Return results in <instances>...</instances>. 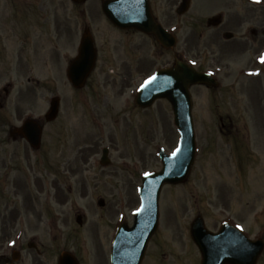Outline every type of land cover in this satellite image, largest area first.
Segmentation results:
<instances>
[{
    "label": "rangeland",
    "instance_id": "1",
    "mask_svg": "<svg viewBox=\"0 0 264 264\" xmlns=\"http://www.w3.org/2000/svg\"><path fill=\"white\" fill-rule=\"evenodd\" d=\"M100 1L0 0V264L9 263L14 250L19 251L15 264H31L34 251L26 244L33 236L44 244L47 264H56L63 249L80 264H109L118 223L130 220L139 207L141 176L161 167L159 147L167 153L176 147L169 104L159 100L144 110L132 103L142 80L170 63L171 51L151 36L117 30ZM179 1L151 0L158 20L177 35L174 50H181L193 28L224 29L238 39L248 34L254 51L264 49V0H192L180 16L175 13ZM219 13V28L193 27ZM85 26L95 39L97 61L78 90L69 85L66 69ZM262 64L259 59L257 65ZM262 90L212 91V98L226 102L222 113L233 120L224 116L219 123L206 113L207 90L193 89L195 161L184 183L165 185L159 195L160 224L144 264H199L189 234L197 215L209 230L229 222L247 237L264 240ZM53 96L60 98L59 114L46 123L42 117ZM27 117L44 124L37 151L10 136ZM104 146L107 166L98 163ZM99 197L103 207L96 204ZM54 210L64 218L60 232L35 226L39 216ZM78 211L85 215L81 228L74 221ZM257 264H264V251Z\"/></svg>",
    "mask_w": 264,
    "mask_h": 264
},
{
    "label": "water",
    "instance_id": "2",
    "mask_svg": "<svg viewBox=\"0 0 264 264\" xmlns=\"http://www.w3.org/2000/svg\"><path fill=\"white\" fill-rule=\"evenodd\" d=\"M83 1V0H75ZM187 0L179 6V14L187 8ZM102 10L109 20L121 28H136L146 33H153L163 46L171 47L175 39L160 28L150 15L147 0H106ZM215 22L218 20L215 19ZM88 31H84L76 58L69 63L68 78L76 87L82 86L95 61V45ZM187 65L177 62L172 69L158 71L155 79L145 84L137 96V103L145 107L155 98L165 97L172 105L174 122L181 133V142L173 155L162 156L161 172L143 179L140 188L141 208L134 214L131 228L121 225L115 235L111 261L112 264H137L142 259L147 241L157 225L158 195L163 183H175L184 180L194 158V136L191 122V104L188 87L196 82H203ZM59 100L53 98L45 115L46 120L56 117ZM14 133L19 134L34 148L40 145L41 127L36 121L27 119ZM101 203V202H100ZM191 226L194 242L201 251V264H255L262 248V241H249L241 233L223 227L217 234L207 232L200 217ZM15 258V257H14ZM68 253H63L57 264H77Z\"/></svg>",
    "mask_w": 264,
    "mask_h": 264
},
{
    "label": "flooded vegetation",
    "instance_id": "3",
    "mask_svg": "<svg viewBox=\"0 0 264 264\" xmlns=\"http://www.w3.org/2000/svg\"><path fill=\"white\" fill-rule=\"evenodd\" d=\"M174 0H168V2H173ZM169 21H171L172 17L169 14L168 16ZM167 21V20H166ZM225 33H191L189 35V39L184 43L186 48V56L190 58L192 62L197 63L194 68L201 72H208L211 71L214 73L215 78L221 79L220 81L223 83H227V88L235 89L238 93L242 94L244 89H256L257 83L254 80L256 77L254 73V59L255 54H257V50L254 51L248 45L249 38H245L246 42H244V38L234 39L231 37L229 39L225 38ZM244 53L245 56V66L243 68H239L235 70V73L230 70L229 60L235 55H240ZM174 57H179L180 55L177 52H173ZM232 80H227L230 78ZM125 79V78H124ZM202 87V86H194ZM192 87V88H194ZM205 87V86H203ZM209 88V86H206ZM238 89V90H237ZM252 96V93H250ZM249 96V97H251ZM231 99V97H229ZM239 99V97H238ZM229 120H232L229 115H227ZM55 197V195H52ZM55 213L51 215L50 218L45 216L38 217L35 226L37 228L41 227H51L55 230H61L62 226H64V218L59 216L60 214L57 211H52ZM33 238L32 241H34ZM44 244H39L38 241L34 245L36 248L35 256H32V263L31 264H45L40 256L44 255L45 250H39L38 246ZM164 263V262H163ZM157 264V263H155ZM159 264V263H158ZM169 264V263H165ZM172 264V262H170Z\"/></svg>",
    "mask_w": 264,
    "mask_h": 264
},
{
    "label": "snow or ice",
    "instance_id": "4",
    "mask_svg": "<svg viewBox=\"0 0 264 264\" xmlns=\"http://www.w3.org/2000/svg\"><path fill=\"white\" fill-rule=\"evenodd\" d=\"M154 79H155V77H151L150 80H149V82H151V80H154ZM177 151H179V149H177Z\"/></svg>",
    "mask_w": 264,
    "mask_h": 264
}]
</instances>
